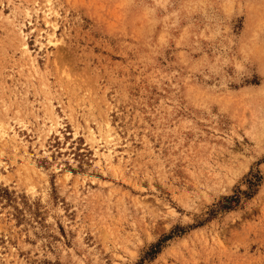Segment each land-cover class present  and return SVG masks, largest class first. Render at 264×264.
Instances as JSON below:
<instances>
[{"label": "rangeland", "instance_id": "rangeland-1", "mask_svg": "<svg viewBox=\"0 0 264 264\" xmlns=\"http://www.w3.org/2000/svg\"><path fill=\"white\" fill-rule=\"evenodd\" d=\"M131 73L148 87L175 76L207 128L182 175L154 163L167 126L123 103ZM52 111L61 134L46 136ZM0 127L18 133L0 139V264H78L84 249L94 264H134L161 240L143 264H264V0H0ZM109 139L113 164L97 162L93 144ZM241 169L251 188H236ZM218 189L238 201L200 214L193 197L217 203ZM166 193L197 211L161 238Z\"/></svg>", "mask_w": 264, "mask_h": 264}, {"label": "snow or ice", "instance_id": "snow-or-ice-1", "mask_svg": "<svg viewBox=\"0 0 264 264\" xmlns=\"http://www.w3.org/2000/svg\"><path fill=\"white\" fill-rule=\"evenodd\" d=\"M11 5L5 7L7 12ZM27 46H25L26 50ZM19 54V52L17 53ZM163 64L164 61L162 60ZM135 73H131L129 77V87L127 89V99L123 100L124 104L129 105L133 109L140 108L145 113L144 119L148 124L154 128L163 129L167 126V133L162 131L157 132L156 135H166V139L161 143L157 139L154 143V154L158 156V160L154 161L155 164H163L164 171L176 172L178 175L183 174L181 167L182 163H185V153L187 152V146L191 141L193 146L196 138L200 137L201 128L207 131V128L203 125L198 115L189 117L187 107L184 103L183 96L177 91V79L175 76L165 77L159 87H148L142 82H136L132 77ZM174 82V83H173ZM182 88V86H181ZM161 97H167V100L158 103ZM117 97L113 100L116 102ZM171 104V108L167 105ZM191 120H195L198 127L193 128L191 126ZM247 137H244L241 143H247ZM75 143V141H73ZM183 149V151H182ZM244 155H247L246 153ZM264 164V153H262L255 161V165ZM253 165V166H255ZM154 165H149L153 167ZM189 167H194L193 164H189ZM236 181V188L238 189L241 184H248L249 188L252 187L248 174L243 172V169L234 177ZM159 186V185H158ZM235 191V189H234ZM217 195H211L212 201H219L217 203H211L208 201V197L197 196L193 197L197 204L200 205V214H203L206 210L212 216L216 213H223L228 205L229 197L227 195H220L219 189ZM248 193H245L247 195ZM162 199L165 201L163 204L157 202L156 208L162 209L161 211L154 213L157 217V223L155 224L153 231L160 232L161 238H167L165 232L171 235L177 229L180 232L185 231V228L181 226V216L184 215L185 222L187 221V214H195L197 209L193 206L192 201L187 203H181L183 197L178 200L176 197H172L171 201H168L167 193ZM242 207V206H241ZM195 219H199L198 215H194ZM85 255L80 259L78 264H94L90 258V253L87 249H84ZM50 264V262H49ZM134 264H143V260L135 261Z\"/></svg>", "mask_w": 264, "mask_h": 264}, {"label": "bare ground", "instance_id": "bare-ground-1", "mask_svg": "<svg viewBox=\"0 0 264 264\" xmlns=\"http://www.w3.org/2000/svg\"><path fill=\"white\" fill-rule=\"evenodd\" d=\"M48 1H49V3L51 2V0H48ZM50 10H52V8ZM50 13L51 12H49V13H47L45 15V18H46V21L47 22H49ZM53 24H54L53 26H54V29H55L56 28V24L55 23H53ZM47 40H48L47 43H48L49 46H55V47H57L58 44L61 42V40L59 38H57V36L55 34V31H53L52 33H49L48 34ZM21 46H22V49H25V46H27V49L26 50H23V54L28 57L27 60L30 63V65L37 68L39 64H38L36 58L34 56H32L31 49H30L28 43L24 40L21 43ZM49 101H51V99H49ZM51 106H52V104H51ZM52 113L54 115L52 114L53 115V118H51L50 124L46 123V121L44 123L46 125V128L44 127L45 130L44 129L43 130L46 131V133H45L46 136H48V135H50L51 133H54V132L56 134H61V132L58 130L59 127L62 126V122L60 120V117L55 114V111H52ZM91 133L94 134L93 131H91ZM17 136H18V133L17 132H15L13 136H11L10 135V129L8 131V129L3 128V127H0V139H3V141L4 140H7V139L10 140V138L13 139V140H15L17 138ZM108 136L111 137L112 135L109 134ZM41 145L44 146V144H41ZM117 145H118V143L117 142H113L111 139L107 140V143L106 144H104L102 142H98L97 145H94L93 144L92 148L94 149V155L98 159L97 162H111L112 163L115 160V153H116V146ZM22 146L24 148H26V145L23 144V143H22ZM15 148H17V147L15 146ZM25 152H26V150H25ZM30 163H31L30 160L29 161L27 160V162L25 163V166H29ZM32 168L35 169V167L33 165H32Z\"/></svg>", "mask_w": 264, "mask_h": 264}, {"label": "trees", "instance_id": "trees-1", "mask_svg": "<svg viewBox=\"0 0 264 264\" xmlns=\"http://www.w3.org/2000/svg\"><path fill=\"white\" fill-rule=\"evenodd\" d=\"M254 179H255V177H254ZM228 197H229V200H228L227 203H230L231 201H238V199H239V195L238 194H234V195H231V196H228ZM161 242H162V240L157 242V243H155V244H153L152 247H151V250L149 252H147L146 256L150 255V253L151 254L154 253L153 256H155V254H157L160 251ZM146 256L143 258V260L146 258Z\"/></svg>", "mask_w": 264, "mask_h": 264}]
</instances>
